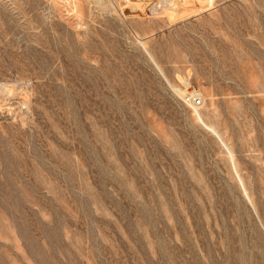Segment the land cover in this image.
Segmentation results:
<instances>
[{
    "label": "rangeland",
    "instance_id": "obj_1",
    "mask_svg": "<svg viewBox=\"0 0 264 264\" xmlns=\"http://www.w3.org/2000/svg\"><path fill=\"white\" fill-rule=\"evenodd\" d=\"M0 264H264V0H0Z\"/></svg>",
    "mask_w": 264,
    "mask_h": 264
},
{
    "label": "built area",
    "instance_id": "obj_2",
    "mask_svg": "<svg viewBox=\"0 0 264 264\" xmlns=\"http://www.w3.org/2000/svg\"><path fill=\"white\" fill-rule=\"evenodd\" d=\"M188 101H191L195 108H202L205 105L201 96L189 97Z\"/></svg>",
    "mask_w": 264,
    "mask_h": 264
},
{
    "label": "bare ground",
    "instance_id": "obj_3",
    "mask_svg": "<svg viewBox=\"0 0 264 264\" xmlns=\"http://www.w3.org/2000/svg\"><path fill=\"white\" fill-rule=\"evenodd\" d=\"M195 96H201V95L199 93H197L196 91H193V92H190L189 95H186L185 98L187 99V102L189 103V105H191L193 107V109L196 111V110H200L201 108H197V107L195 108L194 105H192L191 101H188L189 97H195Z\"/></svg>",
    "mask_w": 264,
    "mask_h": 264
}]
</instances>
